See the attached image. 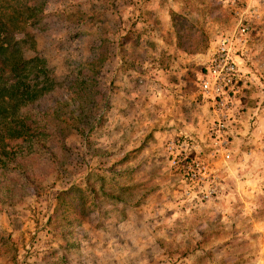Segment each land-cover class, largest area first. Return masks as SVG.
<instances>
[{
    "label": "rangeland",
    "instance_id": "374dc122",
    "mask_svg": "<svg viewBox=\"0 0 264 264\" xmlns=\"http://www.w3.org/2000/svg\"><path fill=\"white\" fill-rule=\"evenodd\" d=\"M27 32L60 85L36 108L68 121L65 149L39 153L37 192L0 164V264H264V0H45ZM222 39L226 149L200 90Z\"/></svg>",
    "mask_w": 264,
    "mask_h": 264
},
{
    "label": "trees",
    "instance_id": "16d2710c",
    "mask_svg": "<svg viewBox=\"0 0 264 264\" xmlns=\"http://www.w3.org/2000/svg\"><path fill=\"white\" fill-rule=\"evenodd\" d=\"M44 11L45 0H0V164H21L26 177L22 184L33 192L39 191L36 182L43 175L36 169L39 153L45 146L65 149L61 128L68 122L55 108H36L60 86L42 58L25 56L34 46L27 28L40 25ZM47 154L43 165L50 166L53 158Z\"/></svg>",
    "mask_w": 264,
    "mask_h": 264
},
{
    "label": "built area",
    "instance_id": "2783aa9c",
    "mask_svg": "<svg viewBox=\"0 0 264 264\" xmlns=\"http://www.w3.org/2000/svg\"><path fill=\"white\" fill-rule=\"evenodd\" d=\"M245 29H242L244 32ZM232 48L227 39H222L219 41L216 52L211 56L207 66L204 68L205 73L200 81L201 93L207 97L213 103L217 114V124L213 129V134L215 135L216 147L225 148L228 143L227 140H221L223 136H226V121L229 120V113L234 104V95L236 93V78H237V64L234 54L232 53ZM168 150L171 152H181L174 142L168 145ZM174 155L171 159L173 165L179 164L182 161L181 155ZM229 158V155H226ZM187 174L191 175V179H196L197 177L203 181H206L210 186L211 190L207 195L203 196L208 198L215 193V181L206 175L205 167L201 165L198 161H193L192 165L186 167ZM212 193V194H211Z\"/></svg>",
    "mask_w": 264,
    "mask_h": 264
}]
</instances>
